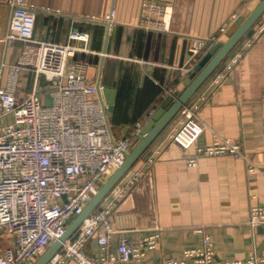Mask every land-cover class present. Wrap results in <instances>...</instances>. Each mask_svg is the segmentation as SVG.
<instances>
[{"label": "crops", "instance_id": "crops-1", "mask_svg": "<svg viewBox=\"0 0 264 264\" xmlns=\"http://www.w3.org/2000/svg\"><path fill=\"white\" fill-rule=\"evenodd\" d=\"M7 1L0 0V86L22 51L21 42L5 40L11 14ZM25 1L35 16V41L65 44L71 29L88 35L86 51H78L73 60L86 63V81L98 84L97 96L105 103L103 91H114L108 116L116 138L131 136L167 98L184 88L186 76L178 68L191 62L187 51L191 37L215 33L232 15L240 16L258 2L151 0L172 10L168 31L153 32L140 26L144 0ZM235 28L236 21L227 35ZM72 44L84 47L82 41ZM20 75L17 98L22 100L31 91L33 75L27 70ZM263 92L264 30L219 87L208 89L205 84L194 96L206 95L197 113L205 124L197 144L210 145L216 137L239 141L252 171L246 161L231 155L198 157L190 166L195 147L183 150L166 139L177 115L125 177L132 172L137 180L119 187L121 197L115 198L108 217L107 257L117 256L121 240L136 244L159 228L157 247L146 252L144 264L179 260L184 250L202 247L204 235L220 263L255 264L250 263L255 258L262 261L256 264H264V224L251 228L247 223L250 208L264 206ZM84 251L92 257L102 254L95 237L86 241Z\"/></svg>", "mask_w": 264, "mask_h": 264}, {"label": "built area", "instance_id": "built-area-1", "mask_svg": "<svg viewBox=\"0 0 264 264\" xmlns=\"http://www.w3.org/2000/svg\"><path fill=\"white\" fill-rule=\"evenodd\" d=\"M11 14L7 41L22 43L17 64L11 65L7 81L0 86V264H32L53 241L62 236L66 225L79 214L102 182L125 161L135 145L142 126L129 137L116 138L109 123V106L97 96L98 87L86 81V63L74 61L78 51H86L88 35L71 29L67 43L35 41V16L25 0H8ZM141 6L140 26L148 31H168L171 7L151 0ZM239 14L207 37L193 36L187 51L191 62L178 68L188 76L209 47L222 43ZM264 20L244 38L218 70L208 79V89L217 88L233 72L259 33ZM72 41L84 42L79 48ZM33 75L29 94L17 98L21 71ZM44 82V88L41 83ZM169 93V92H168ZM171 93V92H170ZM46 95L51 98L47 106ZM205 94L193 97L178 114V122L166 139L186 150L195 147L188 159L194 166L198 157L234 156L252 166L239 141L216 137L210 145L197 140L205 124L198 118ZM261 99L264 101V92ZM10 121H5L6 118ZM135 174L129 182L137 180ZM118 192L100 212L93 213L80 225L77 234L63 243L62 252L50 264H107L111 261L144 264L146 252L158 244L155 228L133 244L121 240L117 256L107 257L105 250L111 233L108 217L120 198ZM247 223L251 228L264 224V206L250 208ZM96 238L102 254L92 257L84 251L86 241ZM255 258L250 263H261ZM164 264H224L214 254L207 235L203 246L186 249L181 258Z\"/></svg>", "mask_w": 264, "mask_h": 264}, {"label": "water", "instance_id": "water-1", "mask_svg": "<svg viewBox=\"0 0 264 264\" xmlns=\"http://www.w3.org/2000/svg\"><path fill=\"white\" fill-rule=\"evenodd\" d=\"M263 14L264 0H258L253 8L245 9L240 14L236 20V28L229 34L224 42L216 43L207 49L206 54L193 66L191 74L186 76L183 80L182 85L184 88L178 91L175 96L167 98L161 104L162 106L142 125V128L136 135L137 142L131 150L125 154V161L123 164L113 171L100 185L93 197L82 208L83 210L68 222L62 236L50 243L51 245H49L43 254L37 257L32 264H50V259L54 255L62 252L63 243L77 234L83 221L93 215V213L103 210L105 204L109 203L119 192V187L125 186L128 180L133 177L134 174L130 172L129 176L125 179L133 165L142 158V154L157 140L159 135L179 114L180 110L187 105L202 86L208 82V79L218 70V67L229 55H231L232 51L241 41L253 35L255 25H257ZM103 92L110 111L114 91L107 89ZM45 103L47 106L51 105V98L49 95H46Z\"/></svg>", "mask_w": 264, "mask_h": 264}, {"label": "trees", "instance_id": "trees-1", "mask_svg": "<svg viewBox=\"0 0 264 264\" xmlns=\"http://www.w3.org/2000/svg\"><path fill=\"white\" fill-rule=\"evenodd\" d=\"M260 20H263V19L261 18ZM260 20L258 21L257 25H255V26H258V24L261 23ZM229 34H230V33H229ZM229 34H228V35L226 34L225 40L228 38ZM136 142H137V140L135 141V144H136ZM153 143H154V142H153ZM153 143H152V144H153ZM146 151H147V150H146ZM146 151H145V152H146ZM145 152H144V153H145ZM144 153H143V154H144ZM143 154H142V155H143Z\"/></svg>", "mask_w": 264, "mask_h": 264}, {"label": "rangeland", "instance_id": "rangeland-1", "mask_svg": "<svg viewBox=\"0 0 264 264\" xmlns=\"http://www.w3.org/2000/svg\"><path fill=\"white\" fill-rule=\"evenodd\" d=\"M11 119L8 117L5 119V121H10ZM0 245H2V243L0 242Z\"/></svg>", "mask_w": 264, "mask_h": 264}]
</instances>
